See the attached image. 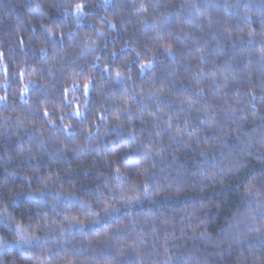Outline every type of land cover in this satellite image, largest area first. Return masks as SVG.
<instances>
[{
  "label": "trees",
  "instance_id": "1",
  "mask_svg": "<svg viewBox=\"0 0 264 264\" xmlns=\"http://www.w3.org/2000/svg\"><path fill=\"white\" fill-rule=\"evenodd\" d=\"M0 241L264 264V0H0Z\"/></svg>",
  "mask_w": 264,
  "mask_h": 264
},
{
  "label": "snow or ice",
  "instance_id": "2",
  "mask_svg": "<svg viewBox=\"0 0 264 264\" xmlns=\"http://www.w3.org/2000/svg\"><path fill=\"white\" fill-rule=\"evenodd\" d=\"M81 8H82V5H77L76 6L77 12H79L81 10ZM85 87L87 89V86H85ZM29 195L31 196L33 194L32 193H29ZM42 197H43V194H40V196H38L37 198L39 199V198H42ZM17 231H18V240H17V243H20V242L27 243V242H29L28 237H26L24 235L23 231L19 229V226H17ZM0 246H2V241H0Z\"/></svg>",
  "mask_w": 264,
  "mask_h": 264
}]
</instances>
